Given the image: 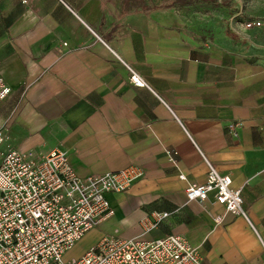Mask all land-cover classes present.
I'll list each match as a JSON object with an SVG mask.
<instances>
[{"label": "crops", "instance_id": "1", "mask_svg": "<svg viewBox=\"0 0 264 264\" xmlns=\"http://www.w3.org/2000/svg\"><path fill=\"white\" fill-rule=\"evenodd\" d=\"M216 9L227 21L199 25L148 0H0V75L12 88L0 100L3 147L65 150L82 177L145 172L106 194L112 213L81 241L176 234L202 264H264V31L236 34V13ZM115 52L148 86L131 82ZM206 160L232 175L247 217L213 194L188 201L187 186L207 181ZM158 211L169 218L145 232Z\"/></svg>", "mask_w": 264, "mask_h": 264}, {"label": "built area", "instance_id": "2", "mask_svg": "<svg viewBox=\"0 0 264 264\" xmlns=\"http://www.w3.org/2000/svg\"><path fill=\"white\" fill-rule=\"evenodd\" d=\"M231 21V30L236 34L243 29L264 31V16L246 19L238 12ZM114 54L130 71L135 86H148L131 65ZM11 92V86L0 75V100L7 99ZM235 127L230 125L232 130ZM8 139L6 129L0 128V264L203 263L199 248L176 234L150 241L107 235L83 255L67 258V253L112 213L106 194L126 191L145 172L131 165L82 177L75 172L65 150L24 152L10 145L3 147ZM166 153L178 167L177 152L167 149ZM206 161L210 168L207 181L187 186L188 201H205L213 194L226 211L247 217L242 189L233 187L232 175ZM179 177L186 179L182 172ZM169 216L166 211L153 212L143 220L144 231L158 228ZM215 219L221 222L222 216Z\"/></svg>", "mask_w": 264, "mask_h": 264}, {"label": "rangeland", "instance_id": "3", "mask_svg": "<svg viewBox=\"0 0 264 264\" xmlns=\"http://www.w3.org/2000/svg\"><path fill=\"white\" fill-rule=\"evenodd\" d=\"M150 3L165 7H183L184 14L187 20L194 24L203 25L206 22H212L216 19L219 22L227 21L221 15L215 13L216 7L209 3H204L197 0H148ZM222 1L224 6L229 8L230 14L241 13V16L246 19L264 16V0H218ZM185 2H187L185 4ZM239 18V17H238ZM239 20H241L239 18ZM95 238L81 241L77 243L68 253L67 256L71 259L81 255L86 249L91 246Z\"/></svg>", "mask_w": 264, "mask_h": 264}, {"label": "trees", "instance_id": "4", "mask_svg": "<svg viewBox=\"0 0 264 264\" xmlns=\"http://www.w3.org/2000/svg\"><path fill=\"white\" fill-rule=\"evenodd\" d=\"M190 0H187V2H189ZM197 1H201V2H204V3H209V4H212L214 5L215 7L217 6H224L223 2L222 1H218V0H197ZM185 2V4L187 3Z\"/></svg>", "mask_w": 264, "mask_h": 264}]
</instances>
